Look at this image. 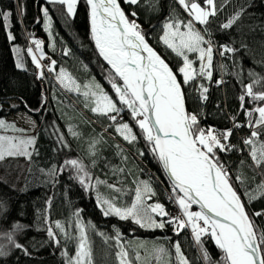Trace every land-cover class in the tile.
I'll return each instance as SVG.
<instances>
[{"label":"snow or ice","instance_id":"6c2138e0","mask_svg":"<svg viewBox=\"0 0 264 264\" xmlns=\"http://www.w3.org/2000/svg\"><path fill=\"white\" fill-rule=\"evenodd\" d=\"M173 2L175 6L163 24V35L160 39L177 57H182V66H178L176 72L147 43L143 30L135 20L128 19L118 0H84L90 9L91 32L96 48L99 55L110 65L108 82L115 99L99 83L84 84L82 90L81 85L62 68L59 69L56 79L67 91L82 95L85 98V107L106 121L108 128L114 129L124 141L135 144L143 136L152 154L168 174L171 181L168 199L177 205L180 214L172 215L159 202L148 203L156 193L147 181H134L133 198L124 203L122 195L127 193L123 187L118 186L122 181L109 183L107 180L94 178L91 168L80 158L67 159L62 166L53 165L47 174L53 177L54 182H58V174L71 169L74 175L70 179L77 180L86 191H96L97 205L105 217L130 220L147 230H163L171 226L177 236L190 229L195 242L200 246L205 264H264V228L256 223V218L264 219V209L251 215L247 211V205L256 200H264V75L250 68L247 71L248 82L245 83L242 62L234 60L236 71L232 75L241 86L238 99L245 121L241 123L236 116H231L230 128L218 130L212 126L202 127V113L189 112L187 109L185 87H195L198 92L197 99L203 104L208 100L209 87L201 81L213 82L215 52L219 51L222 57L229 54L235 57L242 49H250L243 40L237 48L228 44L216 46L211 39L208 26L231 0H221L219 5L217 0ZM46 3L65 6L66 16L74 17L79 0H46ZM125 3L138 5L140 0H125ZM155 3L158 4L159 0H155ZM149 6L153 9L155 7L151 0ZM19 7L23 14V5L19 4ZM177 8L182 10L183 17ZM42 12L45 28L48 30L51 21L49 10L44 7ZM246 14L247 7H239L220 25L221 29H232L242 22ZM14 15L11 10H0V26L5 29L9 41L16 39L11 30ZM131 15L136 17L137 13L132 12ZM16 22H21L18 17ZM197 25L204 27L198 28ZM261 31H264V26H261ZM33 43L35 51L28 48L27 52L35 67L40 70L41 59L44 58L43 41L34 39ZM37 52L40 58L37 57ZM189 53L195 54L196 59H190ZM63 54L68 56L70 52L65 49ZM48 60L44 67L48 72L56 71L57 62L51 58ZM197 62L198 68L194 67ZM256 64L264 68V41L260 44V58L256 59ZM16 67L25 70L19 57ZM219 67L226 69L227 66ZM43 76L44 72L40 71L38 78ZM214 83L217 86L224 84L223 76ZM125 114L134 124L124 120ZM53 127L58 145L70 148L65 136L55 125ZM134 128L139 129L138 134L134 132ZM239 128L249 129V135L242 139L243 147L231 142L235 130ZM8 129L20 133L26 131L0 119V130ZM68 132L73 137H80V133L72 126H69ZM99 142L96 140L90 144V149H94ZM35 144L34 136L0 135V161L7 157H25L31 161L34 153L38 155ZM245 149L251 160L248 167L253 174L249 178L241 171L233 176L221 156L231 152L243 153ZM119 151L122 158L127 159L123 156V149ZM138 155L143 156L144 153L139 152ZM97 158L98 153L92 151L93 165ZM245 163L244 160L240 161L241 166ZM112 173L119 175L125 173V169L113 168ZM257 175L261 179L250 189L249 182H255ZM100 185L109 190L108 196L99 191ZM47 203L50 205L51 200ZM193 205H199V211H192ZM75 215V227L79 235L74 236L65 224L55 221L54 227L45 228L48 242L57 247L62 242L64 245L71 241L76 242L74 255H69L66 247L61 252V256L65 258L64 264H98L90 235L86 231L87 226L81 223L79 211ZM44 220L47 223V217ZM27 228V225L12 219L9 203L0 199V259L7 258L11 249L19 250L26 256L31 255L29 249L16 238L17 233ZM92 228L95 229V225ZM96 235L103 237L105 244L111 240L116 242L118 251L115 252V257L118 264H152L153 257L156 264H190L179 241L173 244V260L172 254L161 245H153L148 249L147 245L140 244L135 250L126 247L118 230L113 236L104 232H97ZM204 236L212 239L223 253L220 261L214 262L204 247ZM140 248L145 250L143 256Z\"/></svg>","mask_w":264,"mask_h":264},{"label":"trees","instance_id":"16d2710c","mask_svg":"<svg viewBox=\"0 0 264 264\" xmlns=\"http://www.w3.org/2000/svg\"><path fill=\"white\" fill-rule=\"evenodd\" d=\"M118 1L128 19L135 20L143 30L146 40L176 72L177 67L182 66V57H177L160 39L163 35V24L175 6L173 0H159L158 4L155 0H151L155 5L154 9L149 6L150 0H140L138 5H129L125 0ZM217 3L219 5L221 0H217ZM19 4L23 5V14L20 13ZM241 6L247 7V14L242 18V22L232 29H221L220 25L226 22V18ZM44 7L48 8L52 20L55 54L49 51L48 37L44 31L45 17L42 12ZM0 10H11L15 14L11 30L16 37L14 41H9L5 29L0 26V119L8 123L9 117L18 113H27L33 116L38 124L37 130L31 133L36 137L34 147L38 155L34 153L31 161L25 157H7L0 161V181H2L0 199L9 203L14 221L18 220L28 226L27 230L17 233L16 238L29 249L31 255L26 256L19 250L11 249L9 245L11 254L7 258L0 259V264H64L65 258L61 256V252L66 247L69 255H74L76 242L71 241L66 245L62 242V245L57 247L48 242L45 228L54 227L55 221H60L65 224L69 232L78 236L75 227L77 211L81 223L87 226L86 231L90 235L98 264H118L115 257V252L118 251L116 242L111 240L105 244L104 238L96 235L97 232H104L113 236L117 230L125 246L132 250H135V244L139 241L153 242L167 249L172 254L171 258L175 260L173 244L179 241L182 252L190 264H205L201 257L200 246L195 242L190 229L177 236L171 226L163 230H147L130 220L121 221L117 217H105L97 205L96 191L91 189L86 191L77 180L70 179V176L74 175L71 169L58 174V182H54L53 177L47 174L53 165L62 166L67 159L80 158L91 168L94 178L107 180L109 183L122 181L118 186L123 187L127 193L122 195L124 203L130 202L133 198L134 180L144 179L156 193L147 202H159L172 215L179 214L177 205L168 199L171 183L143 136H140L135 144H129L114 129L108 128L107 122L98 118L89 108L82 113L80 107L83 103L79 98L82 95L74 93L72 100L56 81L55 76L51 75L55 73L51 72L46 77L44 74L43 78H38L41 69L35 67L27 52L28 48L34 49V39L45 43L43 49L49 55L52 54L51 59L57 62L56 70L64 69L82 86L95 80L115 99L108 82L111 69L97 51L91 32L90 9L84 0H79L74 17L66 16L65 6L47 4L46 0H19V3L18 0H0ZM177 10L183 17L182 10L179 8ZM132 12L137 13L136 17L131 15ZM16 17L19 18L20 23L16 22ZM261 26H264V0H231V3L226 5L208 26L211 39L216 46L228 44L239 48L240 41L243 40L249 45L250 51L242 49L235 57L231 54L222 57L219 51L215 52L213 82L201 81L209 87L208 100L203 104L197 99L198 92L195 87H185L187 109L189 112L202 113L200 119L202 127L212 126L218 130L230 128L231 116H236L241 123L245 121L238 99L241 86L232 75L236 71L233 62L234 60L242 62L245 83L248 82L247 71L250 68L264 75V68L256 64V59L260 58V44L264 41V31H261ZM197 27L204 26L197 25ZM250 28L255 30L250 31ZM65 49L70 52L68 56L63 54ZM253 53L256 55L254 56ZM18 57L23 61L25 70L16 67ZM189 57L192 59L194 55L191 54ZM220 65L227 67L221 69ZM195 66L198 67V63ZM221 76L225 83L217 86L214 81ZM12 101L17 103L16 107L10 106L9 103ZM58 106L71 111L72 118L68 119L61 115L62 111L60 113L57 110ZM124 120L134 124L127 114L124 115ZM54 125L65 136L70 148H62L58 145L57 137L54 135ZM69 126L80 133L79 138L73 137L68 132ZM6 131L0 130V132ZM134 132L138 134L139 129L134 128ZM248 135L249 129H236L231 142L243 147L242 139ZM96 140L100 142L95 144L94 149H90V144ZM120 149H123V156L127 159L122 158ZM92 151L98 153L94 165ZM139 152H143L144 155H138ZM221 159L228 165L233 176L241 171L249 178L252 176V169L248 167L251 160L247 149L243 153L222 154ZM241 160L246 162L244 166L240 165ZM113 168H124L125 173L113 175ZM42 169L44 171H41ZM260 179L261 177L257 175L255 182L250 181V189L254 188ZM94 183L95 179H93ZM104 188H106L104 185H100L99 191L104 196H108L107 192H102ZM49 199L50 205L47 203ZM192 209L197 210L193 206ZM262 209H264V200H256L247 205L249 215ZM44 217H47V223ZM256 223L264 228V219L256 218ZM93 225L95 229L92 228ZM202 240L213 261H220L223 253L216 247L215 242L206 236L202 237ZM152 264H156L154 257Z\"/></svg>","mask_w":264,"mask_h":264},{"label":"rangeland","instance_id":"374dc122","mask_svg":"<svg viewBox=\"0 0 264 264\" xmlns=\"http://www.w3.org/2000/svg\"><path fill=\"white\" fill-rule=\"evenodd\" d=\"M44 31L47 33V37H48V44H49V51L52 53V54H55L54 52H55V39H54V37H53V33H52V20L50 21V28L48 29V30H46V28H45V18H44ZM49 32H51V35H49ZM44 45V46H43ZM43 45H42V50H43V52H44V58L43 59H41V65H42V68H41V71H43L44 72V74H45V76L44 77H46V75L48 76V74H50L51 72H48L47 71V69H46V67H44L45 65H47L48 64V62H49V60H48V58H52V54L51 55H49V53L47 52V51H45L43 48L45 47V43H43ZM33 47H34V51H35V45H34V43H33ZM36 55H37V57L38 58H40L39 57V53L37 52L36 53ZM189 55H191V53H189ZM194 55V57L192 58L193 60H195L196 59V55L195 54H193ZM198 63V62H197ZM194 67H196L195 65H194ZM198 68V67H197ZM58 71L59 70H56V71H54V72H52V73H55V75L54 74H51V75H53V76H55V78H56V76H57V73H58ZM68 73V72H67ZM69 74V73H68ZM72 77V76H71ZM56 81L60 84V81L58 80V79H56ZM77 82V81H76ZM90 82H95V83H98L97 81H95V80H91ZM90 82H88V83H90ZM78 83V82H77ZM87 83V84H88ZM79 84V83H78ZM60 86L63 88V90L65 91V93H67V95L73 100L74 99V97H73V95H74V93H76L75 91H72V92H69V91H67L61 84H60ZM81 88H82V85H81ZM103 88V87H102ZM104 89V88H103ZM82 90H83V88H82ZM76 94H78V93H76ZM80 99H81V101H82V103H83V106L82 107H80L81 108V110H82V113H85V109H88L87 107H85V98L83 97V96H81V97H79ZM10 104V106H13V105H16L17 103L15 102V101H12V102H10L9 103ZM57 110H59L60 111V113H61V111H62V113H61V115H63L64 117H66V118H72V112L71 111H67V110H64L62 107H57ZM7 121H8V123L10 124V123H12V124H14L15 126H16V128H18V129H25L26 131L24 132V133H18V132H15V131H13L12 129H8V131H6V132H0V135H5V136H17V137H19V136H32V134L31 133H33V132H35L36 130H37V128H38V124H36V121H35V119L33 118V116H31V115H29V114H27V113H18V114H15V115H13V116H11V117H9L8 119H7ZM120 136V135H119ZM122 139H123V137L122 136H120ZM134 181H136V179L134 180ZM138 181H147V180H144V179H138ZM133 184L135 185V183L133 182ZM150 185V184H149ZM151 186V185H150ZM152 188V187H151ZM102 192H104V193H106L107 192V195H109V192H108V189L107 188H104V189H102ZM192 211H199V210H193V209H191ZM178 213H179V210H178ZM180 214V213H179ZM178 214V215H179ZM191 233V232H190ZM140 244H144V245H147V248L148 249H151L152 247H153V245H156V243H153V242H145V241H139V242H137L136 244H135V249H137V246L138 245H140ZM139 251L141 252V255L143 256L144 255V252H145V250L143 249V248H140L139 249Z\"/></svg>","mask_w":264,"mask_h":264},{"label":"water","instance_id":"95a60500","mask_svg":"<svg viewBox=\"0 0 264 264\" xmlns=\"http://www.w3.org/2000/svg\"><path fill=\"white\" fill-rule=\"evenodd\" d=\"M118 3H119V1H118ZM119 5H120V3H119ZM120 7H121V5H120ZM121 9H122V7H121ZM123 10V9H122ZM147 43L150 45V43L147 41ZM44 46V45H43ZM151 46V45H150ZM152 47V46H151ZM153 48V47H152ZM154 49V48H153ZM155 50V49H154ZM97 51H98V49H97ZM156 51V50H155ZM157 52V51H156ZM98 53H99V51H98ZM158 53V52H157ZM159 54V53H158ZM102 59H103V57H101ZM163 58V57H162ZM164 59V58H163ZM103 61L105 62V64L110 68V65H108L107 64V62L103 59ZM170 66V65H169ZM165 174H166V176H167V178H168V174L165 172ZM169 179V178H168ZM170 181V180H169ZM170 183H171V181H170ZM193 207L194 208H196L197 210H199V205H193Z\"/></svg>","mask_w":264,"mask_h":264}]
</instances>
